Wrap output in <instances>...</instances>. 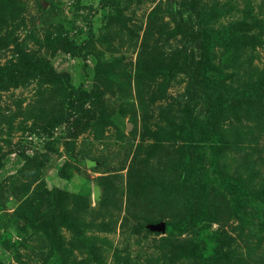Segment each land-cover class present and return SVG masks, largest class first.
I'll return each instance as SVG.
<instances>
[{
	"label": "rangeland",
	"instance_id": "obj_1",
	"mask_svg": "<svg viewBox=\"0 0 264 264\" xmlns=\"http://www.w3.org/2000/svg\"><path fill=\"white\" fill-rule=\"evenodd\" d=\"M0 264H264V0H0Z\"/></svg>",
	"mask_w": 264,
	"mask_h": 264
},
{
	"label": "trees",
	"instance_id": "obj_2",
	"mask_svg": "<svg viewBox=\"0 0 264 264\" xmlns=\"http://www.w3.org/2000/svg\"><path fill=\"white\" fill-rule=\"evenodd\" d=\"M66 51H67V53L71 54V55L74 56V57L78 56V53H77L76 51H74V50L67 49ZM59 122H61V118H59V117H58V118L55 117V118L52 120L53 125H56V124H58Z\"/></svg>",
	"mask_w": 264,
	"mask_h": 264
},
{
	"label": "water",
	"instance_id": "obj_3",
	"mask_svg": "<svg viewBox=\"0 0 264 264\" xmlns=\"http://www.w3.org/2000/svg\"><path fill=\"white\" fill-rule=\"evenodd\" d=\"M160 229L162 230V231H164V225H161V227H160Z\"/></svg>",
	"mask_w": 264,
	"mask_h": 264
}]
</instances>
